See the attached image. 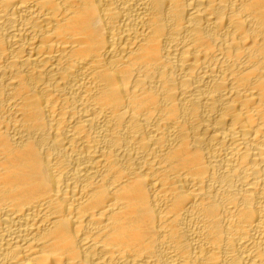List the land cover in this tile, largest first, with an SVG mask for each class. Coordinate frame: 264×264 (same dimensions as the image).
<instances>
[{
  "label": "bare ground",
  "instance_id": "bare-ground-1",
  "mask_svg": "<svg viewBox=\"0 0 264 264\" xmlns=\"http://www.w3.org/2000/svg\"><path fill=\"white\" fill-rule=\"evenodd\" d=\"M0 264H264V0H0Z\"/></svg>",
  "mask_w": 264,
  "mask_h": 264
}]
</instances>
